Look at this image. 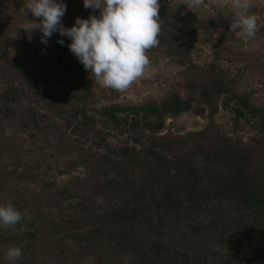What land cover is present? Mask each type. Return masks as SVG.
I'll return each mask as SVG.
<instances>
[{
  "label": "rangeland",
  "instance_id": "374dc122",
  "mask_svg": "<svg viewBox=\"0 0 264 264\" xmlns=\"http://www.w3.org/2000/svg\"><path fill=\"white\" fill-rule=\"evenodd\" d=\"M27 2L0 0V204L24 216L0 229V264L12 246L17 264H264V0L247 42L230 31L231 0H166L159 44L123 91L96 82L66 37L28 41ZM65 3V27L90 14ZM174 94L188 111L160 131L101 116Z\"/></svg>",
  "mask_w": 264,
  "mask_h": 264
},
{
  "label": "clouds",
  "instance_id": "9594fccd",
  "mask_svg": "<svg viewBox=\"0 0 264 264\" xmlns=\"http://www.w3.org/2000/svg\"><path fill=\"white\" fill-rule=\"evenodd\" d=\"M82 2L84 9L91 10L88 17H76L71 27H65L61 22L67 7L65 0H28L20 29L28 41L38 31L39 41L45 46L53 34L66 37L70 53L96 82L115 91L126 90L144 75L149 65L146 53L159 44V0ZM180 4L192 11L202 6V0H182L175 11ZM251 7L252 0H231L225 12L230 31L246 42L254 39L259 30ZM97 10L99 15L92 14ZM28 14L33 19H27ZM57 43L64 45V40L58 39ZM23 219L12 204H0V229H14ZM22 255L19 246H12L6 249L5 259L17 264Z\"/></svg>",
  "mask_w": 264,
  "mask_h": 264
},
{
  "label": "trees",
  "instance_id": "16d2710c",
  "mask_svg": "<svg viewBox=\"0 0 264 264\" xmlns=\"http://www.w3.org/2000/svg\"><path fill=\"white\" fill-rule=\"evenodd\" d=\"M160 8H159V17L160 19H166L168 14V6L166 4V0H159ZM199 26L196 19L189 20L186 23L185 20V28L189 29L188 31L197 29ZM188 104L186 102L181 101L178 97L174 96L172 99L166 101L162 104H147L143 106H129V107H121V106H113L112 114H109V118L112 119L115 125H129L137 129L141 126L153 128L157 131L164 128L165 118L169 115L174 117L180 115L181 113L188 110ZM118 114V117L116 116ZM254 115V110L251 112ZM240 117H243L242 113L238 114ZM131 120V121H130ZM262 129H264V117H263V125ZM253 198L248 194L244 196V203L248 208L252 207Z\"/></svg>",
  "mask_w": 264,
  "mask_h": 264
},
{
  "label": "flooded vegetation",
  "instance_id": "af4514ba",
  "mask_svg": "<svg viewBox=\"0 0 264 264\" xmlns=\"http://www.w3.org/2000/svg\"><path fill=\"white\" fill-rule=\"evenodd\" d=\"M174 96H176V97H178L181 101H183L177 94H174V95H172V96H170V97H168L165 101H163L162 103H165L166 101H168V100H170V99H172ZM184 102V101H183ZM161 103V104H162ZM151 104H155V103H151ZM156 104H158L159 105V103H156ZM114 106H119V105H114ZM113 106H111V107H108V108H105L104 110H102V118L104 119V121L106 122V124L107 125H110V126H112L113 128H115V129H118V128H120V129H129V130H131V131H133V130H136V129H134V128H132L129 124L128 125H115L114 123H113V121H112V119L111 118H109V114H112L113 112H112V108ZM188 111V110H187ZM187 111H185V112H187ZM185 112H183V113H185ZM79 113V112H78ZM183 113H181V114H183ZM180 114V115H181ZM180 115H178V116H180ZM116 116L118 117V114H116ZM178 116H176V117H178ZM84 117H86V115L84 116ZM169 117H173L172 115H169V116H167L166 118H169ZM166 118H165V120H166ZM164 120V121H165ZM131 121V120H130ZM166 122V121H165ZM165 125V124H164ZM141 127H143V126H141ZM140 128V127H139ZM143 128H149V127H143ZM138 129V128H137ZM160 131V130H159ZM245 196V195H244ZM245 204V203H244ZM263 262H264V259H263Z\"/></svg>",
  "mask_w": 264,
  "mask_h": 264
}]
</instances>
